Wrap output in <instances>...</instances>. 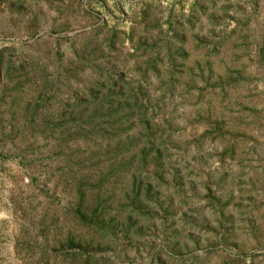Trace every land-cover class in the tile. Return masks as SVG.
<instances>
[{
    "label": "rangeland",
    "instance_id": "374dc122",
    "mask_svg": "<svg viewBox=\"0 0 264 264\" xmlns=\"http://www.w3.org/2000/svg\"><path fill=\"white\" fill-rule=\"evenodd\" d=\"M0 264H264V0H0Z\"/></svg>",
    "mask_w": 264,
    "mask_h": 264
}]
</instances>
